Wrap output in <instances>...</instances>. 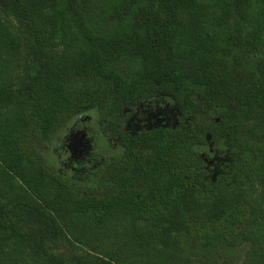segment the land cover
<instances>
[{
    "label": "trees",
    "instance_id": "trees-1",
    "mask_svg": "<svg viewBox=\"0 0 264 264\" xmlns=\"http://www.w3.org/2000/svg\"><path fill=\"white\" fill-rule=\"evenodd\" d=\"M161 95L175 127L121 132ZM89 111L91 194L31 143ZM0 264H264V0H0Z\"/></svg>",
    "mask_w": 264,
    "mask_h": 264
},
{
    "label": "rangeland",
    "instance_id": "rangeland-1",
    "mask_svg": "<svg viewBox=\"0 0 264 264\" xmlns=\"http://www.w3.org/2000/svg\"><path fill=\"white\" fill-rule=\"evenodd\" d=\"M159 98L163 99L162 102L167 107L165 118L157 123L165 124L170 128L175 127L178 123V115L172 100L168 96L163 97V95L157 99L159 100ZM143 115L141 113L133 117V121L128 118L123 123L122 128L135 131L137 129L135 127L137 125L136 119L142 118ZM106 121L105 116L99 115L96 111H89L74 118L48 138H42L33 133L31 143L60 177L79 187L82 193H97L105 183L102 173L103 165L112 160L119 150L116 137L105 129ZM79 130L85 132L86 151L82 156L74 153V158L71 157L73 155L72 148L67 139L70 134ZM205 149L200 155L204 160L208 174L214 179L227 161L228 154L226 151L220 150L209 137H207Z\"/></svg>",
    "mask_w": 264,
    "mask_h": 264
},
{
    "label": "flooded vegetation",
    "instance_id": "flooded-vegetation-1",
    "mask_svg": "<svg viewBox=\"0 0 264 264\" xmlns=\"http://www.w3.org/2000/svg\"><path fill=\"white\" fill-rule=\"evenodd\" d=\"M164 96H167V95H163V97ZM162 100H163L162 98H159V100L157 98L152 99V100L151 99L145 100L142 103H140L139 105L134 106V108L132 110L128 109L126 111V113L128 114V117L125 120H127L129 118L131 121H133L134 120L133 117H136L141 113H143L144 115L142 118L136 119L137 125L135 127L137 129H135V131H128V130L122 128L123 126H121V128H120L121 132H123L125 134L134 135V134H137V133L149 130V129L157 128V127L170 128V127H167L165 124L157 123V122H161L162 119L165 118V114H166V107L167 106L165 103L162 102ZM143 103H146V104H143ZM140 119H141V121H140ZM125 120H124V122H125ZM130 120H129V122H130ZM151 121H153V122H151ZM68 137L69 138L67 139V141L69 142V145L72 148V153H73V155H71V157L75 158L74 153L79 154L80 156L84 155V153L86 151V147H85L86 135H85V132L82 130L75 131V132H73V134H70ZM116 139L118 142L119 141L118 138H116Z\"/></svg>",
    "mask_w": 264,
    "mask_h": 264
}]
</instances>
